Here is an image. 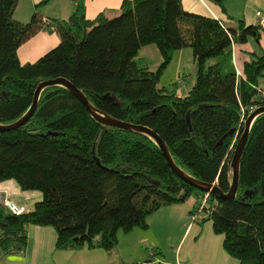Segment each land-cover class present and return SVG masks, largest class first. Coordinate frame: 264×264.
Instances as JSON below:
<instances>
[{"label":"trees","instance_id":"1","mask_svg":"<svg viewBox=\"0 0 264 264\" xmlns=\"http://www.w3.org/2000/svg\"><path fill=\"white\" fill-rule=\"evenodd\" d=\"M18 3L0 0V124L27 113L41 82L66 78L99 111L155 131L186 173L229 191L249 109L264 106V50L251 53L239 74L233 46L250 36L260 42L259 23L229 27L185 10L182 0H124L117 16L93 20L79 3L67 20L47 21L36 11L22 22L15 18ZM42 30L59 33L60 42L22 63L19 47ZM148 44L163 57L155 71L140 56ZM185 47L197 75L183 96L178 83L160 87L159 80ZM12 178L42 197L22 215L0 209V261L26 252L33 224L56 229L57 249L112 250L120 231L146 229L161 207L206 195L173 172L151 136L102 124L62 85L41 91L24 126L0 131V182ZM190 214L200 225L212 221L239 264H264V112L252 122L236 196L209 194Z\"/></svg>","mask_w":264,"mask_h":264},{"label":"crops","instance_id":"2","mask_svg":"<svg viewBox=\"0 0 264 264\" xmlns=\"http://www.w3.org/2000/svg\"><path fill=\"white\" fill-rule=\"evenodd\" d=\"M242 1L224 0L222 4H219L213 0H182V3L185 10L216 18L229 27H238L240 20H243L246 25L258 24L259 18H255L254 10L250 9H254V3L257 5L264 4V0H247L246 5H242L244 3ZM123 2L124 0H19L15 10V18L22 22H28L37 11L48 21H64L71 17L79 3L84 4L85 14L88 19L93 20L100 13H104L108 18H111L114 16H111L110 13H119ZM251 38L254 37L250 36L247 41L248 43L250 41L254 42L251 45H248L246 42L242 45L236 44L233 46V59L239 74L242 71L244 61L252 58L251 53L261 54L264 50V43L262 41L256 43ZM60 40L59 33L42 30L27 39L19 47V59L22 63L34 62L54 48ZM186 48L190 47L182 48L174 53V56L177 54L179 63L181 64H183L185 54L194 57L193 51ZM151 55L153 57L155 56V64L153 65L149 58ZM141 58L147 60L145 63L152 71L157 70L163 61L161 52L156 44L143 46L141 49ZM182 82L178 83L180 87H183L181 85ZM181 92L183 96L188 94V92L185 93L183 90ZM0 190L7 192L19 204L26 205L22 201H25L27 195L26 193L20 192L21 187L17 181L8 179L0 182ZM14 195L19 198H15L16 196ZM32 196L36 201L42 197L38 194ZM179 204L181 203L163 206L151 214L148 218L149 225L146 229L135 227L130 232H124L125 235H123V238L125 239L123 242L127 244L123 249H127L125 255H122L121 251H116L115 253L114 250H116V247L112 250L88 248L87 246L81 249H57L56 229L52 226L33 224L29 226L26 252L18 255H9L3 261H0V264H128L133 261L141 262L143 256L138 254V251L143 250L141 244L147 245L150 240L155 244H152L154 250L156 245H158L161 249L159 247L156 249L160 252L163 250L164 240L167 241L170 238L168 236L164 240L163 238L159 240L156 237H148V231L152 229L153 225L156 226L159 235H162L161 231L164 233L163 235H167L169 234V230L170 233L175 231L177 235L178 230L176 227L178 223H183L184 226L188 222L187 216L185 218L183 217V210L180 209L181 214H179V209H176L181 208ZM197 204L196 202L194 206ZM31 210L33 209H28V211ZM190 211L189 215H191ZM194 224L195 222L192 224L188 223L182 236L179 238L175 248L176 262H171V264H239V260L232 258L225 250L221 238L219 239L213 235L209 231L210 229L204 232V229H199L200 226L196 227L197 225ZM134 239L139 241L140 245L137 244L135 248H132L134 246L130 243ZM152 245L148 244V247L150 248Z\"/></svg>","mask_w":264,"mask_h":264},{"label":"rangeland","instance_id":"3","mask_svg":"<svg viewBox=\"0 0 264 264\" xmlns=\"http://www.w3.org/2000/svg\"><path fill=\"white\" fill-rule=\"evenodd\" d=\"M242 2H244L242 5H246L247 4V0H243ZM264 2V1H263ZM254 9L251 8L250 10H254V16L255 18L258 17V13L261 12L262 14H264V4L261 3L260 5H257L256 3H254ZM121 12V11H120ZM119 13H110L111 16H116ZM249 20V19H248ZM262 36H261V40L263 43H264V29H262ZM253 40H255L256 43H258V41L255 39V38H251ZM254 42H247L248 45H251L253 44ZM186 49H190L191 48H186ZM141 56V55H140ZM150 60H151V64H155V56L153 57L151 55V57H149ZM143 62H147V60L145 58L142 59ZM196 75H197V63L195 62L194 60V57L192 56H188V55H184L183 57V64L179 63V60H178V56L177 54H175L174 58L172 59L171 63L163 70L162 74H161V77H160V80H159V86L160 87H170V85L174 82L176 83H181V85H183V87L181 88L179 86V90L181 92V90H183L185 93L188 92L190 90V88L193 86L195 80H196ZM260 86L262 87V89L264 90V78L261 79L260 81ZM11 180H14V181H17V179H11ZM18 182V181H17ZM20 192H23V193H26V198H25V201H22L24 202L26 205V208L30 210L33 209L35 203H36V200L34 199V197L32 195H35V194H38L40 196H42V192L40 190H23L21 188V191ZM16 196V195H14ZM15 198H19V197H15ZM41 199V198H40ZM39 199V200H40ZM201 203L203 202V197L200 196V195H197V194H193L191 195L187 201L185 202H182L181 208H176V209H179V214L180 213V209H182V214H183V217L185 218H188V222L186 224H184L183 226V223H178L176 229L178 230V234L176 235V232H172L170 233V230H169V234L167 235H163L164 233L161 231V234L162 235H159L158 232H157V228L155 225H153L152 229L148 231V237L150 238H155L156 239H159L160 238H166L168 236H170L169 240L165 241L164 240V246H163V250H161L160 252L157 251L156 248H158L159 246L156 245L155 247V250H154V247L153 245H155L154 243H152V241H148L147 245L146 244H141V247L143 250L141 251H138V254L143 256V260L141 261L143 264H171V262H176V257H175V248H176V245H177V242L179 240V238L182 236L184 230L186 229L188 223L189 224H192V219H193V216L192 215H189V211L191 209H193L194 207V204L195 203ZM189 207V209H188ZM160 219V218H159ZM163 221V219H161ZM194 225H197L196 227H199V229H204V232L207 231V229H210L209 231H211V233H213V235L217 236L219 239L221 238L222 239V244L224 246V235L223 234H216L213 230V225H212V222H205L203 225H200L198 222H195ZM53 227V226H52ZM195 227V229H196ZM211 227V228H210ZM55 229V228H54ZM123 235H125V233L123 231H120L119 232V243H118V246H116V251H121V254L122 255H125V253L127 252V249L123 250L124 249V246H127V244L123 242V240L125 238H123ZM130 235V234H128ZM130 244H132V248H135V246L140 245L139 241L137 240H133ZM148 244L152 245V247L150 246V248L148 247ZM160 248V247H159ZM161 249V248H160ZM154 250V251H152ZM230 255V254H229ZM145 257V259H144ZM232 258L238 260L237 258L231 256ZM130 264V263H128Z\"/></svg>","mask_w":264,"mask_h":264},{"label":"water","instance_id":"4","mask_svg":"<svg viewBox=\"0 0 264 264\" xmlns=\"http://www.w3.org/2000/svg\"><path fill=\"white\" fill-rule=\"evenodd\" d=\"M52 85H62L66 87L68 90H70L84 104V106L87 108L90 114L102 124L111 126V127L130 130V131L146 133L149 136H151L156 141V143L159 145L167 163L169 164L173 172L178 177H180L182 180L189 183L191 186L197 189H200L201 191L207 194H217L222 198H234L236 196V193L239 187L241 158H242L243 151L245 149L246 143L249 138L251 125H252L253 120L256 118V116L264 112V106L256 108V110L253 111L245 121V129L242 135L240 136L239 141L237 142V146L235 148V152H234L232 162H231V167L233 170L232 184L230 186L229 191L225 193L221 188H219V186L216 183L204 182L202 180H199L189 175L183 169H181L175 163L166 143L155 131H153L147 126L123 121L115 117H112L104 112L99 111L89 101V99L86 97L83 91L80 90L77 86H75L71 81H69L66 78L60 77V78L49 79V80H45L41 82L35 91L33 103L30 109L27 111V113L15 122H12L9 124H0V131H10V130L17 129L21 126H24L32 118V116L34 115L38 107L41 91L45 87L52 86Z\"/></svg>","mask_w":264,"mask_h":264},{"label":"built area","instance_id":"5","mask_svg":"<svg viewBox=\"0 0 264 264\" xmlns=\"http://www.w3.org/2000/svg\"><path fill=\"white\" fill-rule=\"evenodd\" d=\"M258 18H259V25L261 26L262 29H264V14L259 12ZM255 110H256L255 107L250 108L248 112V116ZM208 195L209 194L206 193L202 202V206L206 205ZM2 208L10 211L14 215H22L28 211L25 205L19 204L11 196H9L7 192L0 190V209ZM201 217H202L201 215L197 216L198 219H201Z\"/></svg>","mask_w":264,"mask_h":264},{"label":"bare ground","instance_id":"6","mask_svg":"<svg viewBox=\"0 0 264 264\" xmlns=\"http://www.w3.org/2000/svg\"><path fill=\"white\" fill-rule=\"evenodd\" d=\"M252 108V107H251Z\"/></svg>","mask_w":264,"mask_h":264}]
</instances>
